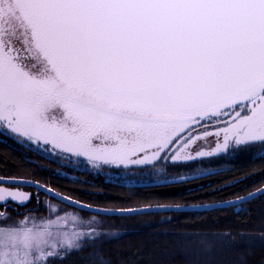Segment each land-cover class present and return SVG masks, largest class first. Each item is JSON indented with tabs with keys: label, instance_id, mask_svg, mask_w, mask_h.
<instances>
[{
	"label": "snow or ice",
	"instance_id": "1",
	"mask_svg": "<svg viewBox=\"0 0 264 264\" xmlns=\"http://www.w3.org/2000/svg\"><path fill=\"white\" fill-rule=\"evenodd\" d=\"M0 135L69 170L156 169L162 188L210 175L167 179L169 168L191 171L204 158L251 152L264 162V0H0ZM0 185V264H65L81 254L84 264H137V254L107 252L118 234L65 208L45 204L47 217L13 219L12 205L41 203L42 186L8 177ZM43 193L85 210L50 187ZM258 198L264 187L191 212L181 204L118 211L243 217ZM230 237L184 239L207 251Z\"/></svg>",
	"mask_w": 264,
	"mask_h": 264
},
{
	"label": "trees",
	"instance_id": "2",
	"mask_svg": "<svg viewBox=\"0 0 264 264\" xmlns=\"http://www.w3.org/2000/svg\"><path fill=\"white\" fill-rule=\"evenodd\" d=\"M230 162L232 165L226 170L186 184L169 188L137 187L128 191L126 185L106 181L91 172H78L76 177L64 174L68 170L62 171L59 164L24 147L9 144L0 135V175L32 179L80 201L108 208L211 203L234 199L236 195H244L264 185V162L249 155L237 156ZM236 181L240 183H236L234 188L210 194L213 189ZM25 189L33 191L35 196V189ZM44 198L41 193L39 200ZM51 200L54 201L53 198ZM32 204H36L35 199ZM245 207L249 211L243 217L234 215L231 209L199 217L172 212L97 216L106 217L118 225L108 234H118L121 238L105 244L114 260L137 254V264H264V240L260 239L261 232H264V198H258ZM226 232H230L231 237L218 241L207 251L199 246L197 239H184L190 233L211 236ZM81 256H71L65 264H84Z\"/></svg>",
	"mask_w": 264,
	"mask_h": 264
},
{
	"label": "rangeland",
	"instance_id": "3",
	"mask_svg": "<svg viewBox=\"0 0 264 264\" xmlns=\"http://www.w3.org/2000/svg\"><path fill=\"white\" fill-rule=\"evenodd\" d=\"M233 155H234V153H233ZM233 155H230V156L229 155H221V156L215 157V160H213V161H206L205 163H203V162L194 163L192 165H189V167L192 169L191 171H189L187 168H184V169H170L169 168L168 169L169 175L167 176V178L170 177L169 179H174V174H176V173L199 177L201 172H207L210 174V175L204 176L203 178L210 177L211 175H214L220 171H224L227 168H229L232 165L230 162L231 161L230 159L233 157ZM240 155H249L252 157H256V155H254L251 152H238L234 157H237ZM157 168H161V166L157 165ZM75 169H76V167H71V171L69 172L70 173L69 176H73V177L77 176L75 173ZM94 173L97 175H101L106 180L125 184L128 191H132L134 189V185L137 183L153 182V181H157L160 179H164L162 172H157L156 169H152V168H146V169H142V170L123 169V170H119V171L114 170V171H110V172L96 171ZM157 185H158V183H157ZM157 185H155V186H157ZM45 204H50V205L54 206L55 208H65L66 211L69 213L70 217L73 215L79 217L84 222L85 225H87V223L90 221L91 222H98L94 226L97 228V231L105 233V234H108L109 232H111V230H113L116 226H118L117 224H115L111 220L107 219L106 217L87 214V213H84L82 211L70 208L66 205L57 203V202L52 201L51 199H47V198H45L43 203H42V205H43L42 209L43 210H42L41 215H38L36 217H41V216L47 217L49 215L48 208L44 207ZM60 215L63 216L64 213H60ZM23 217L24 216L19 217V218L13 217V219H22ZM73 227H74V225L70 220L69 224H68V230L71 231V229ZM75 227H76L77 231L86 230L84 228H81L79 226V224H76Z\"/></svg>",
	"mask_w": 264,
	"mask_h": 264
},
{
	"label": "flooded vegetation",
	"instance_id": "4",
	"mask_svg": "<svg viewBox=\"0 0 264 264\" xmlns=\"http://www.w3.org/2000/svg\"><path fill=\"white\" fill-rule=\"evenodd\" d=\"M1 138L5 141V142H7V143H9V144H14V145H18V146H20V147H23L21 144H18V143H16L13 139H11V138H9V137H6V136H4V135H1ZM25 148V147H24ZM27 149V148H26ZM238 152H236V153H234V155L233 154H231V155H233V157L230 159V160H233V159H235L236 157H234L236 154H237ZM230 156V155H229ZM213 160H215V157L214 158H206V159H203V163H205L206 161H213ZM199 163V162H198ZM60 165V164H59ZM190 165H192V164H190ZM61 166V165H60ZM61 167H63V166H61ZM71 167H76V169H75V173L77 174L78 172H87V173H93L94 175H97V174H95L94 172H96V171H100V172H103V171H106V172H110V171H114V170H117V171H119V170H123V169H115V168H111V167H106V168H104V169H102V170H91V171H86V170H84V166H80V165H72ZM130 169H137V170H142V169H146V168H130ZM171 169V168H170ZM172 169H174V168H172ZM176 169V168H175ZM66 170H68V172L67 173H64V174H70L69 172L71 171V170H69V168H67V167H63L62 168V171H66ZM0 176H3V175H0ZM98 176H101V175H98ZM4 177H8V176H4ZM102 177V176H101ZM14 178H23V177H14ZM103 178V177H102ZM170 178V177H169ZM169 178H167V179H169ZM28 179V178H27ZM104 179V178H103ZM32 180V179H31ZM104 180H106V179H104ZM160 180H162V179H160ZM160 180H157V181H153V182H143V183H137V184H135L134 185V188H137V187H152V186H155V185H157V183L159 184V182H160ZM106 181H109V180H106ZM118 183V182H117ZM120 184H123V183H120ZM125 185V184H124ZM152 185V186H151ZM0 186H6V185H0ZM31 188H33V187H31ZM33 189H35V193L34 194H36V192H37V189L36 188H33ZM20 191H23V192H25V193H31L32 195H33V191H31V190H28V189H25V187H21L20 188ZM42 193V192H41ZM45 195V194H44ZM45 197L47 198V199H51V198H49L48 196H46L45 195ZM45 199V198H44ZM44 199H40V204H38L37 202H36V204L35 205H33L32 204V202L31 203H28L27 204V206L26 207H19V208H17L15 205H12L10 208H9V215H11L12 217H17V218H19V217H22V216H25V215H33V216H38V215H41V213H42V203H43V201H44ZM55 201V200H54ZM55 202H57V201H55ZM57 203H59V202H57ZM61 204V203H60ZM71 208V207H70ZM41 209V210H40ZM17 213H19L20 215H17Z\"/></svg>",
	"mask_w": 264,
	"mask_h": 264
},
{
	"label": "water",
	"instance_id": "5",
	"mask_svg": "<svg viewBox=\"0 0 264 264\" xmlns=\"http://www.w3.org/2000/svg\"><path fill=\"white\" fill-rule=\"evenodd\" d=\"M209 146H211V145H209ZM219 156H221V155H219ZM216 157H218V156H216ZM209 158H214V157H209ZM204 159H206V158H204ZM134 168H136V167H134ZM0 178H4V176H0ZM8 178H14V177H8ZM14 179H24V180H29V181H33V182H36L35 180H31V179H27V178H14ZM42 187H41V189H40V192H42L43 193V188L44 187H49V186H47V185H44V184H41V183H39ZM261 187H264V185H262ZM33 188H35V187H33ZM50 188H52V187H50ZM37 189V188H36ZM53 189V193H55V192H59V191H57V190H55L54 188H52ZM256 190V189H255ZM255 190H253V191H255ZM253 191H251V192H253ZM62 196H65V197H70L71 198V200L73 201V202H77L80 206H83L84 207V212H88V213H91V214H96V215H102V216H129L128 214H120L119 213V211L118 210H121V209H145L147 206H139V207H129V208H108V207H100V206H96V205H91V204H89V203H86V202H83V201H80V200H78V199H75V198H73V197H71V196H68V195H66V194H64V193H61V192H59ZM44 194V193H43ZM245 195V194H244ZM46 196H48V197H51L52 198V194H49V195H46ZM55 201H57V202H59V203H61L59 200H57V199H54ZM229 200H235V198L234 199H229ZM212 203V202H211ZM61 204H63V205H66L67 206V204H65V203H61ZM199 204H210V203H196V204H181V205H186V206H188L187 207V210L188 211H193V209L191 208V206L192 205H199ZM157 205H160V204H157ZM157 205H151L152 207H156ZM164 205H174V204H164ZM71 208H74V209H76V210H80V207H71ZM90 209V210H89ZM81 211V210H80ZM105 212H114V213H116V214H114V215H105L104 213ZM157 213H166V212H157Z\"/></svg>",
	"mask_w": 264,
	"mask_h": 264
}]
</instances>
